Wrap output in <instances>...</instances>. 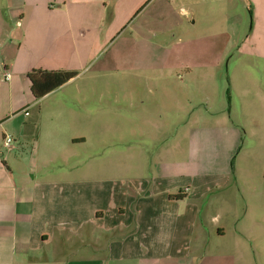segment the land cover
Returning a JSON list of instances; mask_svg holds the SVG:
<instances>
[{
  "label": "crops",
  "instance_id": "1",
  "mask_svg": "<svg viewBox=\"0 0 264 264\" xmlns=\"http://www.w3.org/2000/svg\"><path fill=\"white\" fill-rule=\"evenodd\" d=\"M200 1L0 0V264H57L60 256L65 258L60 264H244L237 258V242L230 243L234 236L254 244L253 248L260 247L257 241L264 245V231L257 230L264 217L261 221L237 218L240 214L227 198L233 186L239 193H252V198L243 199L256 207L264 190L243 170L229 169L230 153L201 154L202 148L218 147L214 140L218 130L232 133L227 148H236L237 139L231 140L237 134L232 128L228 132L224 121L219 120L206 137L200 133L195 139L188 168L183 157L160 154L154 170L143 172L146 159L136 152L108 153L117 170L107 181L102 179L110 183L108 187L97 188L89 186L100 178L91 179L89 174L104 175L102 168L84 172L86 178L82 174L80 182L55 180L57 174L51 173L49 164L63 148L49 133L42 135L40 124L30 122L31 110L44 98L81 80L110 50L114 53L109 61L118 67L134 70L142 61L140 71L159 70L145 55L161 45L153 38L181 31L183 18L195 15ZM128 29L139 40L113 44ZM182 44L178 40L165 46L162 70L184 67L178 61L171 65L168 58ZM33 70L79 75L35 100L28 77ZM92 94L100 101L108 97L99 87ZM59 110L77 111L74 106ZM86 112L94 115L84 129H105L108 115H113L114 127L119 126L121 107L98 104ZM8 135L14 142L11 150L4 151ZM71 141L78 145L87 139ZM101 153L95 155L104 161L106 155ZM123 161L139 164L140 172L122 171ZM92 195L98 203L90 205Z\"/></svg>",
  "mask_w": 264,
  "mask_h": 264
},
{
  "label": "rangeland",
  "instance_id": "2",
  "mask_svg": "<svg viewBox=\"0 0 264 264\" xmlns=\"http://www.w3.org/2000/svg\"><path fill=\"white\" fill-rule=\"evenodd\" d=\"M200 4L195 15L183 18L181 31L153 38L152 42L161 45L147 50L145 55L159 70L140 71L142 61L134 70L124 65L118 67L109 61L114 53L110 50L100 63L89 67L81 80L43 97L31 110L30 122L40 124L42 135L45 137L49 133L63 148L49 164L51 173L57 174L55 180L80 182L84 172L92 173L102 168L104 175L89 174L91 179L100 178L89 187H108L110 183L102 179H110L116 169L112 157L108 156V153L112 156L114 150L124 156L136 152L146 159L142 168L137 167L139 164L123 161L122 171H137L139 167L142 171H153L160 154L183 157L184 166L188 168L193 163L189 157L195 149V139L200 133L206 137L209 129H214L222 120L220 122L230 127L228 132L234 129L237 134L231 140L235 143L237 139L236 148H227L230 141H226L231 139L232 133L218 130L214 139L218 147L202 148L201 154L230 153L229 169L243 170L245 177H254L260 190H264V0H202ZM132 32L126 30L113 44L122 45L129 39L130 43L137 42L140 36ZM178 40L183 44L168 58L171 65L178 61L184 67L162 70L167 52L165 46H172ZM215 62L217 66L210 65ZM204 64L207 68L198 67ZM98 87L108 96L102 101L92 94ZM98 104L121 107L118 127L113 125V115H108L105 129H84L83 124L92 121L94 115L86 111L95 109ZM66 106H74L77 111L60 112L59 109ZM83 136L87 139L85 143L74 145L71 141ZM99 151L106 155L104 161L95 155ZM243 196L252 198L253 194L248 196L243 190L239 193L232 186L227 197L232 206H236V215L240 214L237 218L247 216V220L261 221L264 208L259 209L264 205V196L262 201L256 202V207L244 202ZM89 201L90 205L98 203L94 195ZM258 229L264 231V223L258 225ZM257 242L260 247L253 248L254 244L234 236L230 243L236 244L237 258L244 264L260 261L264 264V245ZM61 260L65 258L60 256L57 264Z\"/></svg>",
  "mask_w": 264,
  "mask_h": 264
},
{
  "label": "trees",
  "instance_id": "3",
  "mask_svg": "<svg viewBox=\"0 0 264 264\" xmlns=\"http://www.w3.org/2000/svg\"><path fill=\"white\" fill-rule=\"evenodd\" d=\"M78 75V72L67 70H33L29 73L28 77L32 84V92L35 100H40L75 79Z\"/></svg>",
  "mask_w": 264,
  "mask_h": 264
},
{
  "label": "built area",
  "instance_id": "4",
  "mask_svg": "<svg viewBox=\"0 0 264 264\" xmlns=\"http://www.w3.org/2000/svg\"><path fill=\"white\" fill-rule=\"evenodd\" d=\"M10 78H11V74L8 71H6L5 72V79L9 80ZM4 142L5 143L3 145V150L4 151H9L12 148V144L14 142V138L8 135V136L5 137Z\"/></svg>",
  "mask_w": 264,
  "mask_h": 264
}]
</instances>
